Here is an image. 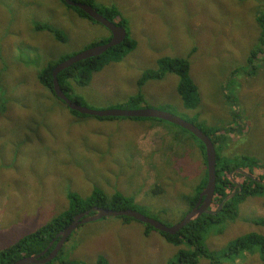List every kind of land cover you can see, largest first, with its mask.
Listing matches in <instances>:
<instances>
[{"label": "rangeland", "instance_id": "374dc122", "mask_svg": "<svg viewBox=\"0 0 264 264\" xmlns=\"http://www.w3.org/2000/svg\"><path fill=\"white\" fill-rule=\"evenodd\" d=\"M92 2L98 8L117 7L137 46L95 72L87 85L72 82L70 95L85 107L103 110L133 108L128 98L142 93L146 99L138 107L148 104L200 127H239L241 132L226 134L219 153L228 161L253 158L254 173L264 174V60L258 54L250 65L247 61L261 32L257 17L264 13V0ZM37 22L61 30L66 41L54 50L57 41L47 29L34 31ZM109 36V29L61 0H0V107L7 104L0 110V250L67 210L69 193L86 199L94 189L132 197L142 214L173 225L205 178L203 147L182 127L155 118L74 116L47 99L38 74L49 58L71 57ZM164 56L189 57V74L200 95L195 108L184 106L174 72L138 85L142 72L155 69ZM247 67L256 72L244 75ZM215 206L212 201L209 209ZM255 218H264L263 191L246 196L237 217L224 218L215 225L221 232L209 230L204 241L220 249L248 232L264 235V223ZM144 226L119 216L83 223L59 256L84 264H96L100 257L107 264H168L181 246L156 230L145 235ZM249 254L235 264L261 263Z\"/></svg>", "mask_w": 264, "mask_h": 264}, {"label": "trees", "instance_id": "16d2710c", "mask_svg": "<svg viewBox=\"0 0 264 264\" xmlns=\"http://www.w3.org/2000/svg\"><path fill=\"white\" fill-rule=\"evenodd\" d=\"M61 1L65 3L68 7L75 8L81 17L87 18L93 22L98 23L92 17H90L87 12H85L78 6H71L68 5L64 0ZM78 1L91 5L97 12L107 17L115 24L124 27L126 30V20L120 15V12L117 7L104 6L102 8H98L93 4L92 0ZM114 19H117V21H114ZM257 19L261 32L259 33L257 44L249 50L250 54L247 60L249 65L253 62V59L257 57L258 54H261L264 60V13L258 16ZM45 29L49 30L50 33L53 35L54 40L57 41L54 50L58 49L59 43L66 41V37L61 30L53 28L46 23L37 22L35 24L34 31H40ZM110 38L111 37L109 36L107 39L97 44H104L108 42ZM97 44L89 45L86 48L95 46ZM136 46L137 41L134 38H130L127 35L126 30V36L121 43L110 47L108 50L97 56H92L80 60L72 64L71 66L61 70L57 74V79L59 81L61 89L68 98L79 103L76 97L70 95V92L72 90L71 83L74 82L80 86L87 85V83L90 81L92 75L95 72L101 71L109 62L120 61L129 52L134 50ZM69 57V55H63L60 58H49L46 65L41 69L38 74L39 82L49 91L50 95L47 97V99L53 100L52 106L54 107L56 105L59 106L60 104L68 108V106L63 102V100H61L52 90V70L58 63L66 60ZM157 64L158 65L155 69H146L142 72V74L140 75V79L138 80V85L141 86L147 80L158 79L162 77L166 72H174L179 78L177 84V93L183 100L184 106L186 108H195L199 104L200 95L196 84L193 82L192 77L189 74V57L164 56L158 58ZM236 71H238V68H236L233 72ZM255 72L256 70L252 67H247L242 71V73L246 76L253 75ZM223 89L225 90V87H223ZM235 89L236 83L232 84L228 91L229 93H231ZM145 99L146 98L143 96L142 93H140L139 95L135 94L134 96H130L128 98V104H133V108H137L139 103H143V100ZM2 103L3 104L1 105L0 110L4 112L7 104H5V102ZM79 104L83 106L81 103ZM143 107H149V105L146 104ZM69 110L74 116L87 115L79 113L75 110ZM132 118L140 119L149 117ZM233 119L234 121L235 119L238 121V115L236 113H233ZM196 125L211 138L215 146L216 184L212 199V201H214V203L216 204L215 209L216 207H218V204L225 196L231 193H234V195L230 196L223 203L219 211L213 214L202 213L198 215L197 217L193 218L186 226H184L174 234H169L163 231L156 230L167 242L171 243L174 246H181L176 251L174 258L169 260L168 264H197L201 259H205L207 261V264H235L237 259H240L241 257L249 253L250 256H256L261 261V263L259 264H264V235L258 232H248L236 236L235 238L229 240L226 245L221 247L220 249L211 248L204 241L205 233L211 229L214 231L215 225H219L224 220V218H229V220H233L237 217L238 205L243 201L246 196L256 195L258 192L262 191L264 192V174L254 173L253 167L257 162L253 158H249L244 155L242 157H236V159L228 161L219 153L218 150L222 148L223 143L227 139L226 134L232 133L234 131L241 132L239 127L235 128L233 126H230L228 128L217 129L213 127H200L198 124ZM190 134L194 136L192 133ZM194 138L196 137L194 136ZM196 139L198 140V138ZM200 143L204 150L203 143ZM237 169L245 171L246 174L243 171H241L240 173L235 172L237 171ZM262 170L264 171V168ZM240 177H243L244 179H242V182H239L241 184V189L239 190V187L236 184L235 180L239 179ZM206 182L207 171L205 174V178L203 179L202 183L197 187L195 194L189 198H186L189 208L184 214H186L190 209H192L198 199L199 192L202 191V189L205 187ZM68 198L69 206L67 210L57 215L56 217H53L50 221L39 226L36 230L30 232L29 234L23 235L16 242L1 249L0 264H13L16 260L20 258L39 254L46 248V246L51 242V240L54 239L47 253L41 256L43 258L52 250V248L58 241L59 237H57V234L71 222L73 217L76 214L83 212L88 208H91L92 206H99L113 210L129 208L141 212L137 208V204L133 201L132 197H126L118 192H115L112 195L108 196L102 191L94 189L92 194L86 199H80L73 193H69ZM93 213V211H90V214ZM120 217H122V219L126 222L134 219L128 216ZM254 220L255 223H264V218H255ZM152 230L155 229L151 225L145 224V235H148ZM216 231L221 232L220 230H215V232ZM62 250H64L63 245L59 250L57 256L55 257V260H57L59 264H84L82 262H74L68 259L63 260L59 256ZM96 264H107V260L100 257L96 261Z\"/></svg>", "mask_w": 264, "mask_h": 264}, {"label": "water", "instance_id": "95a60500", "mask_svg": "<svg viewBox=\"0 0 264 264\" xmlns=\"http://www.w3.org/2000/svg\"><path fill=\"white\" fill-rule=\"evenodd\" d=\"M68 5L71 6H78L85 12L89 14L95 21L102 24L104 27L111 31V38L108 42L100 45H95L89 48H86L75 55L67 58L64 61L58 63L54 69L52 70V90L53 92L61 99L63 102L68 106L69 109L75 110L82 114L93 115L98 117H149V118H157L161 120L168 121L175 125L182 127L183 129L192 133L200 142L203 143L205 156H206V168H207V182L205 187L198 195L197 203L190 209L184 217L173 225L166 226L159 221L148 217L141 212L134 210V209H119L113 210L109 208L94 206L91 210H86L76 214L73 220L63 228L58 234L59 237L58 241L56 242L55 246L52 250L43 258L42 255H45L51 246V242L46 246V248L39 254L33 256H27L16 260L13 264H45L50 260L54 259L59 250L61 249L64 242L73 232V230L78 227L80 224L85 223L87 221H94L100 219L102 217H111V216H128L138 220L144 224L151 225L155 230L163 231L169 234H174L178 232L181 228L186 226L193 218L197 217L202 213L212 214L220 210L223 203L230 197L233 196L234 193H231L225 196L221 202L219 203L216 210H210L209 206L213 199L215 184H216V151L214 143L212 142L211 138L204 133L196 124L190 122L188 120H183L180 117H177L169 112L151 108V107H137V108H112V109H103V110H94L85 106H81L76 101L71 100L68 98L63 90L60 87L59 81L57 79V74L63 70L71 66L72 64L92 57L97 56L110 47L121 43L125 36L126 31L125 28L115 24L114 22L110 21L108 18L97 12L91 5L87 3H83L76 0H64ZM245 173V172H244ZM246 174V173H245ZM241 189V184L238 182L236 183ZM203 197V198H202ZM202 203L200 204V202ZM93 210V214H90V211Z\"/></svg>", "mask_w": 264, "mask_h": 264}, {"label": "flooded vegetation", "instance_id": "af4514ba", "mask_svg": "<svg viewBox=\"0 0 264 264\" xmlns=\"http://www.w3.org/2000/svg\"><path fill=\"white\" fill-rule=\"evenodd\" d=\"M97 45H98V44H97ZM200 192H201V191H200ZM200 192H199V193H200ZM202 198H203V197H202ZM197 200H198V199H197ZM196 203H197V201L195 202V204H196ZM201 203H202V201L200 202V204H201ZM195 204H194V205H195ZM92 207H94V206H92ZM92 207H91V208H88L87 210H91ZM95 207H96V206H95ZM209 207H210V206H209ZM192 208H193V207H192ZM85 211H86V210H85ZM92 211H93V210H92ZM112 217H114V216H112ZM119 217H120V216H119ZM73 218H74V217H73ZM72 220H73V219H72ZM72 220H71V221H72ZM94 221H95V220H94ZM87 222H90V221H87ZM85 223H86V222H85ZM82 224H83V223H82ZM80 225H81V224H80ZM76 228H77V227H76ZM76 228H75V229H76ZM75 229H74V230H75ZM74 230H73V231H74Z\"/></svg>", "mask_w": 264, "mask_h": 264}, {"label": "clouds", "instance_id": "9594fccd", "mask_svg": "<svg viewBox=\"0 0 264 264\" xmlns=\"http://www.w3.org/2000/svg\"><path fill=\"white\" fill-rule=\"evenodd\" d=\"M76 1H78V0H76ZM81 2V1H80ZM107 18V17H106ZM111 21V20H110ZM126 31V30H125ZM111 63V62H110Z\"/></svg>", "mask_w": 264, "mask_h": 264}]
</instances>
